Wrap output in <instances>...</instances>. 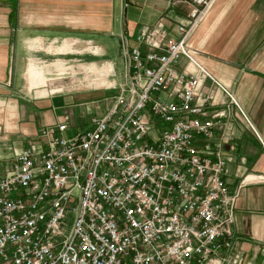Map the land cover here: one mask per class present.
<instances>
[{
  "label": "built area",
  "instance_id": "obj_1",
  "mask_svg": "<svg viewBox=\"0 0 264 264\" xmlns=\"http://www.w3.org/2000/svg\"><path fill=\"white\" fill-rule=\"evenodd\" d=\"M168 3L189 6L186 23L171 37L156 21L132 46L121 35L122 77L103 113L68 134L40 127L0 173V264H239L229 158L210 147L224 113L207 114L213 94L200 84L237 104L187 43L210 0Z\"/></svg>",
  "mask_w": 264,
  "mask_h": 264
},
{
  "label": "crops",
  "instance_id": "obj_2",
  "mask_svg": "<svg viewBox=\"0 0 264 264\" xmlns=\"http://www.w3.org/2000/svg\"><path fill=\"white\" fill-rule=\"evenodd\" d=\"M168 2L0 0V173L40 127L63 124L68 134L103 113L113 94L103 102L101 92L112 93L122 77L121 35L132 46L136 32L156 21L171 37L186 23L189 6ZM187 41L237 104L210 80L200 84V93L213 94L207 114L224 113L210 147L218 143L229 158V253L239 264H264V0H210Z\"/></svg>",
  "mask_w": 264,
  "mask_h": 264
},
{
  "label": "rangeland",
  "instance_id": "obj_3",
  "mask_svg": "<svg viewBox=\"0 0 264 264\" xmlns=\"http://www.w3.org/2000/svg\"><path fill=\"white\" fill-rule=\"evenodd\" d=\"M87 75H89V72L88 73H85V76H87ZM60 77L62 76V75H59ZM73 76V75H72ZM75 79H83L82 78V74H79V73H77V74H75L74 76H73ZM91 77H93V76H91ZM111 77L112 76H107L106 78L109 80V81H111ZM65 78H68V77H65ZM115 78H116V81H118L119 79H118V76H115ZM110 91L112 90V93H110L109 91H103V92H101V94H100V96L99 97H101L102 98V100H103V102L104 101H106L107 99H109L110 98V95L111 94H114V89H109Z\"/></svg>",
  "mask_w": 264,
  "mask_h": 264
}]
</instances>
